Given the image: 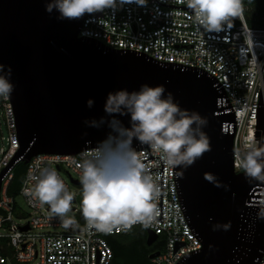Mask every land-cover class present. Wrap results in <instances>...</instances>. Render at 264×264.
I'll return each mask as SVG.
<instances>
[{
	"label": "water",
	"instance_id": "obj_1",
	"mask_svg": "<svg viewBox=\"0 0 264 264\" xmlns=\"http://www.w3.org/2000/svg\"><path fill=\"white\" fill-rule=\"evenodd\" d=\"M47 2L0 0V66L5 75L11 70L14 90L9 97L19 140L9 166L17 161L26 164L40 153L75 154L97 146L110 129L88 127L84 121L111 119L104 111L109 92H131L145 83L163 85L181 108L207 120L203 131L210 142V150L191 166L176 167L185 215L202 244L179 264H258L264 251V204L251 197L264 180L234 171V134L222 127L233 114L218 112L223 92L213 78L78 37L81 19L58 20L57 12H46ZM90 98L92 108L86 106ZM116 118L130 127L129 115ZM256 129L259 145H264V106ZM132 146L147 145L133 140ZM7 168L0 173V186ZM156 238L146 229L148 246Z\"/></svg>",
	"mask_w": 264,
	"mask_h": 264
},
{
	"label": "built area",
	"instance_id": "obj_2",
	"mask_svg": "<svg viewBox=\"0 0 264 264\" xmlns=\"http://www.w3.org/2000/svg\"><path fill=\"white\" fill-rule=\"evenodd\" d=\"M86 31L89 35L81 36ZM78 37L95 40L110 49L142 54L159 63L197 69L213 78L223 92L218 99L219 113H232L231 122H223V131L233 132V168L238 166L237 153L246 141H256L257 114L264 106V25L250 26L244 8L239 17L219 32H207L192 18L191 10L181 0H116L115 8L91 16L85 15L78 28ZM40 153L26 163L25 173L17 195L27 213L7 193L13 177L11 158L19 148L16 118L10 97H0V264H113L114 253L108 238L130 230L114 229L111 233L89 230L74 203L81 199L80 170L83 153ZM159 187L155 223L145 229L163 235L162 251L150 259L151 264H179L186 256L201 249V240L192 229L184 211L177 181L176 167L164 165L150 147L136 149ZM54 168L68 190L74 194L72 211L78 227L65 229L47 205L41 206L23 193L30 172L39 168ZM65 171L67 178L62 175ZM75 182V183H74ZM73 187H77L74 192ZM252 202L264 204V182L254 189ZM16 217L26 219L17 222ZM27 226L26 230L22 227ZM143 227V226H142ZM58 228V231H49ZM10 251V254H6ZM6 252V253H5ZM152 252V253H153ZM258 264H264V251Z\"/></svg>",
	"mask_w": 264,
	"mask_h": 264
},
{
	"label": "clouds",
	"instance_id": "obj_3",
	"mask_svg": "<svg viewBox=\"0 0 264 264\" xmlns=\"http://www.w3.org/2000/svg\"><path fill=\"white\" fill-rule=\"evenodd\" d=\"M143 5L146 0H137ZM191 10L194 23L207 32H219L229 27L242 13V0H181ZM116 0H48L45 10L58 13V20H79L85 15L115 8ZM81 36L89 35L82 31ZM0 66V97L14 90L11 70L5 75ZM93 99L86 101L92 108ZM104 111L111 119L85 120L88 127L110 129L97 147L83 153L78 165L81 184V215L89 230L111 233L114 229L130 230L140 224L147 228L156 221L159 187L142 162L133 140L147 145L169 168L191 166L210 150L209 138L203 131L207 120L195 111L181 108L163 85L145 83L138 90L120 89L109 92ZM130 116V127L116 117ZM90 143V142H89ZM238 166L246 176L264 180V145L246 141L237 153ZM23 193L41 206L47 205L51 214L65 229L78 227L68 214L72 211L74 194L58 172L51 167L30 172ZM264 218V213H261ZM227 228V226H225Z\"/></svg>",
	"mask_w": 264,
	"mask_h": 264
},
{
	"label": "trees",
	"instance_id": "obj_4",
	"mask_svg": "<svg viewBox=\"0 0 264 264\" xmlns=\"http://www.w3.org/2000/svg\"><path fill=\"white\" fill-rule=\"evenodd\" d=\"M246 22L250 26L264 25V0H242ZM26 164L22 161L13 167V177L8 185L7 193L11 196L18 194ZM131 229L130 231H132ZM131 233L119 234L108 238L114 253L113 264H151L149 254L156 250L155 246L146 244V229L140 227L138 236L132 238ZM160 236V235H159ZM159 236L157 238H159ZM6 253V252H5ZM6 254H10V251ZM12 264L16 263L15 261Z\"/></svg>",
	"mask_w": 264,
	"mask_h": 264
},
{
	"label": "rangeland",
	"instance_id": "obj_5",
	"mask_svg": "<svg viewBox=\"0 0 264 264\" xmlns=\"http://www.w3.org/2000/svg\"><path fill=\"white\" fill-rule=\"evenodd\" d=\"M62 175H63L65 178H67V175H66L65 171H62ZM72 188L74 189V192H75L76 190H79V189H77V187H73V186H72ZM15 198H16V201L20 204V206H21V207H22L27 213H29V210L26 208V206H25V202H24L23 198H22L20 195H16ZM74 203L76 204V207H77L78 209L81 208V199H80L79 196L76 197V200H75ZM68 215L71 216V217H75V216H76L74 213H69ZM15 220H16L17 222H20V223H24V222L26 221V219L23 218V217H19V218L16 217ZM140 227H142V226H135V227L133 228L132 231H134V232L132 233V238H135V237L138 236V230H139ZM58 230H59L58 228H57V229H56V228H55V229H54V228H49V231H58ZM132 231H129V233H131ZM163 240H164V236H163V235H160L159 238H157V240L155 241V243H154V245H153V246H155L156 250H160V251L163 250V248H164ZM35 261H36V260H35ZM35 261H33L32 264H34Z\"/></svg>",
	"mask_w": 264,
	"mask_h": 264
},
{
	"label": "flooded vegetation",
	"instance_id": "obj_6",
	"mask_svg": "<svg viewBox=\"0 0 264 264\" xmlns=\"http://www.w3.org/2000/svg\"><path fill=\"white\" fill-rule=\"evenodd\" d=\"M156 240H157V238L154 240V242H153L151 245H153V244L155 243ZM151 245H150V246H151Z\"/></svg>",
	"mask_w": 264,
	"mask_h": 264
}]
</instances>
